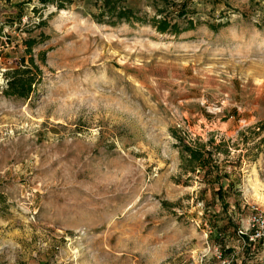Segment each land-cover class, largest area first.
<instances>
[{
	"label": "rangeland",
	"instance_id": "obj_1",
	"mask_svg": "<svg viewBox=\"0 0 264 264\" xmlns=\"http://www.w3.org/2000/svg\"><path fill=\"white\" fill-rule=\"evenodd\" d=\"M105 2L0 0V264H264V0Z\"/></svg>",
	"mask_w": 264,
	"mask_h": 264
},
{
	"label": "trees",
	"instance_id": "obj_2",
	"mask_svg": "<svg viewBox=\"0 0 264 264\" xmlns=\"http://www.w3.org/2000/svg\"><path fill=\"white\" fill-rule=\"evenodd\" d=\"M119 2H120V0H106V2H105V7H106L105 13L107 14L108 17L113 18L116 16L119 21L122 19H125L126 21H131L132 19L137 18V17L135 18V13L129 8L120 10L118 7ZM181 14L183 16H185L186 11L183 10V12ZM137 20H140V19H137ZM154 24H155V21H154ZM169 28H172L171 30H173V31H178V33L181 32L180 28L177 24L170 27V25L167 21H161L157 25V29L161 32H166L169 30ZM24 76L25 75H21L13 83V90H17V89L20 90V93H18V94H20V96H25V94H26L25 92L27 89H25L24 86L27 85L26 88L31 87L30 77L26 78Z\"/></svg>",
	"mask_w": 264,
	"mask_h": 264
},
{
	"label": "built area",
	"instance_id": "obj_3",
	"mask_svg": "<svg viewBox=\"0 0 264 264\" xmlns=\"http://www.w3.org/2000/svg\"><path fill=\"white\" fill-rule=\"evenodd\" d=\"M258 210V209H257ZM239 234L243 236H248L249 240L261 241L264 240V211L256 213L251 217L247 227L240 228ZM218 253V258L221 260V264H230L229 260L223 259L222 254L216 250V254Z\"/></svg>",
	"mask_w": 264,
	"mask_h": 264
},
{
	"label": "crops",
	"instance_id": "obj_4",
	"mask_svg": "<svg viewBox=\"0 0 264 264\" xmlns=\"http://www.w3.org/2000/svg\"><path fill=\"white\" fill-rule=\"evenodd\" d=\"M228 248H230V246H228ZM232 249L235 248L234 246L231 247ZM249 249H246V251L248 252L247 254V259H245L244 257H242V259L246 260V264H255L256 262L258 263V261H261V246L259 244H255L253 246H248ZM233 255H232V262H239V256L238 254L240 253V251L236 252L235 250L232 251Z\"/></svg>",
	"mask_w": 264,
	"mask_h": 264
}]
</instances>
